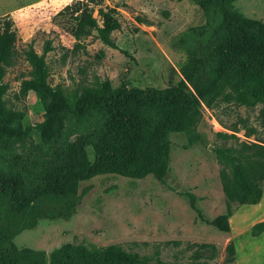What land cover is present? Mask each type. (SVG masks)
Listing matches in <instances>:
<instances>
[{
	"label": "rangeland",
	"instance_id": "1",
	"mask_svg": "<svg viewBox=\"0 0 264 264\" xmlns=\"http://www.w3.org/2000/svg\"><path fill=\"white\" fill-rule=\"evenodd\" d=\"M76 2L92 6L98 20L99 7L116 10L120 28L112 37L117 48L105 45L96 32L74 37L75 14L69 7ZM234 6L245 16L264 22V0H235ZM4 18L13 20L17 34L16 56L3 79L8 85L4 98L9 107L24 112L22 122L29 131L25 139L9 147L0 145V172L19 174L27 191L41 182L46 170L64 160L62 150L69 143L84 139L92 158L91 142L98 137L104 117L98 112L89 118L69 112L60 134L43 141L37 129L43 120L41 102L33 91L19 94L21 81L31 71L25 49L31 45L41 54L49 44L51 49L45 52L48 81L66 90L94 85L104 78L113 87L124 83L142 89L165 88L182 79L180 67L187 57L178 39L205 21L198 0H0V20ZM223 32L217 31L207 43L198 45L200 84H206L211 75L207 48ZM188 90L194 92L191 85ZM262 107L225 103L220 98L202 101L195 141L189 143L184 132L168 133L170 152L162 181L152 174L143 178L102 174L82 181L78 192L87 191L71 214L39 218L31 227L17 223L11 226L17 230L13 242L19 248L44 252L47 260L56 248L72 242L98 247L116 244L146 257L148 264H228L225 246L233 240L239 249L237 264H264V241L250 239L247 224L236 227L234 217V233L220 231L202 221L190 204L192 194L207 219L225 212L223 165L217 148L264 138ZM1 205L6 208V197L1 198ZM232 206L235 210L239 205ZM202 243L213 244L215 251Z\"/></svg>",
	"mask_w": 264,
	"mask_h": 264
},
{
	"label": "trees",
	"instance_id": "2",
	"mask_svg": "<svg viewBox=\"0 0 264 264\" xmlns=\"http://www.w3.org/2000/svg\"><path fill=\"white\" fill-rule=\"evenodd\" d=\"M235 0H198L205 21L190 27L178 39L185 51L186 61L180 67L182 79L165 88L131 87L127 84L113 87L109 78L94 85L66 90L48 81L45 52L38 54L30 45L24 50L31 65L29 78L23 79L19 94L33 91L43 106V120L37 129L43 141L58 136L66 115L73 112L89 118L95 112L103 115L104 123L98 137L91 142V154L84 139L68 144L62 150L64 160L48 169L41 182L27 191L19 174L0 172V264H148L146 257L110 244L67 242L56 248L47 260L44 252L29 247H17L11 226H33L39 218L56 215L68 216L77 200L87 189L78 192L82 181L102 174H118L130 178H143L152 174L162 181L168 168L171 131L184 132L188 142L198 137L197 125L202 118L201 102L220 98L225 103L253 107L263 104L264 117V22L245 16L234 6ZM75 14L72 30L76 39L96 36L105 45L117 48L112 32L120 28L114 8H98L99 20L89 4L76 2L69 7ZM68 8V9H69ZM224 30L216 43L207 48L210 53L211 75L206 84L198 81L201 58L198 45L207 43L219 30ZM17 40L13 20H0V145L9 147L15 140H23L29 128L23 125L24 112L6 104L4 95L8 85L3 81L6 69L13 64ZM124 53H127L124 51ZM188 85L193 91L188 90ZM228 137L230 134L221 133ZM217 158L223 192L227 198L226 210L207 219L195 205L190 204L202 221L223 232H230L232 203L256 204L262 198L264 184V138L255 142H239L238 146L218 147ZM7 198L4 209L1 198ZM264 230V220L250 226L251 236ZM202 247L213 244H200ZM225 261L235 262V245L229 240L225 246ZM195 264H208L195 262Z\"/></svg>",
	"mask_w": 264,
	"mask_h": 264
},
{
	"label": "crops",
	"instance_id": "3",
	"mask_svg": "<svg viewBox=\"0 0 264 264\" xmlns=\"http://www.w3.org/2000/svg\"><path fill=\"white\" fill-rule=\"evenodd\" d=\"M236 217V227L241 228L243 223L247 224V227L251 226L257 221L264 220V184L262 186V198L261 201L256 204H241L234 211L233 214L229 218V222L231 223V231L230 233H234V227L232 225V219ZM239 233V232H238ZM237 235V233H235ZM235 236V235H234ZM251 236V235H250ZM253 237V238H252ZM250 239H262L264 241V230L258 236H251ZM234 242V241H233ZM235 245V257L238 254V248L236 241ZM236 262H238L236 260Z\"/></svg>",
	"mask_w": 264,
	"mask_h": 264
}]
</instances>
